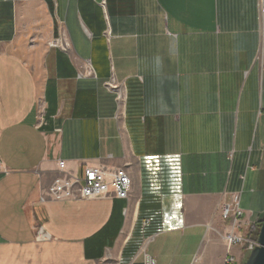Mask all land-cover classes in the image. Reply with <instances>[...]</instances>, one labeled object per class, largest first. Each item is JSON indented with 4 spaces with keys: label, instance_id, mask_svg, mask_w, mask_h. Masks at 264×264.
Listing matches in <instances>:
<instances>
[{
    "label": "crops",
    "instance_id": "obj_1",
    "mask_svg": "<svg viewBox=\"0 0 264 264\" xmlns=\"http://www.w3.org/2000/svg\"><path fill=\"white\" fill-rule=\"evenodd\" d=\"M257 1L0 0V264H225L221 206L264 220ZM59 160L130 198L41 202Z\"/></svg>",
    "mask_w": 264,
    "mask_h": 264
},
{
    "label": "built area",
    "instance_id": "obj_2",
    "mask_svg": "<svg viewBox=\"0 0 264 264\" xmlns=\"http://www.w3.org/2000/svg\"><path fill=\"white\" fill-rule=\"evenodd\" d=\"M101 6L106 8V0H101ZM258 12L261 16L262 37L264 39V0H258ZM54 47L68 49L63 41L58 40L51 43ZM89 74L93 71L89 68ZM114 78L107 81L105 87L110 92L116 93L118 105L126 102V95L123 88ZM58 177L54 178L51 185L41 197V202H65L72 200H97L101 198L113 197L127 200L131 195L132 180L129 173L124 168H110L104 164L84 165L81 173H74L68 169L65 160L58 161ZM0 173L9 174L7 168L0 163ZM240 193L231 195V199L221 206L222 219L226 223V231L221 234L228 249V256L225 264H236V258L232 254L234 246L242 247L247 252L252 253L258 245L259 232L255 233L254 224L244 222V210L241 208ZM43 227L38 231V240H48L50 234ZM156 260L146 254L145 264H155Z\"/></svg>",
    "mask_w": 264,
    "mask_h": 264
},
{
    "label": "water",
    "instance_id": "obj_3",
    "mask_svg": "<svg viewBox=\"0 0 264 264\" xmlns=\"http://www.w3.org/2000/svg\"><path fill=\"white\" fill-rule=\"evenodd\" d=\"M258 235V245L251 253L246 264H264V220Z\"/></svg>",
    "mask_w": 264,
    "mask_h": 264
},
{
    "label": "rangeland",
    "instance_id": "obj_4",
    "mask_svg": "<svg viewBox=\"0 0 264 264\" xmlns=\"http://www.w3.org/2000/svg\"><path fill=\"white\" fill-rule=\"evenodd\" d=\"M254 225H255V227H256V230H255V233H254V234H256L257 232L260 231V227H261L262 223H254ZM243 249H244V248H243ZM244 250H245V249H244ZM245 252H247V251L245 250ZM250 255H251V253L247 252V257H246V259H245V264L248 262V259H249Z\"/></svg>",
    "mask_w": 264,
    "mask_h": 264
}]
</instances>
